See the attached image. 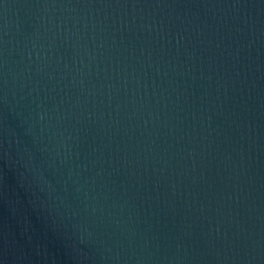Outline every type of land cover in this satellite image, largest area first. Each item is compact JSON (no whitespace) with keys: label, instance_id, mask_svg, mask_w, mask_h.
<instances>
[{"label":"water","instance_id":"1","mask_svg":"<svg viewBox=\"0 0 264 264\" xmlns=\"http://www.w3.org/2000/svg\"><path fill=\"white\" fill-rule=\"evenodd\" d=\"M0 264H264V0H0Z\"/></svg>","mask_w":264,"mask_h":264}]
</instances>
